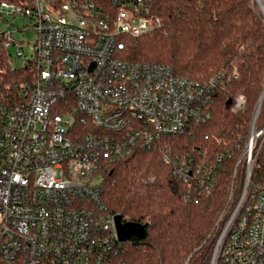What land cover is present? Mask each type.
Instances as JSON below:
<instances>
[{
	"label": "built area",
	"instance_id": "built-area-1",
	"mask_svg": "<svg viewBox=\"0 0 264 264\" xmlns=\"http://www.w3.org/2000/svg\"><path fill=\"white\" fill-rule=\"evenodd\" d=\"M252 2L264 23V0ZM5 13L29 17L38 37L29 54L0 26V48L24 71L0 94V264H128L119 259L102 171L162 136H195L211 118L223 73L204 82L168 64L125 59L123 36L161 24L146 0H3L0 25ZM236 98L239 109L245 99ZM260 111L258 104L242 154L244 188L211 264H264V177L250 189L264 153ZM206 156L200 148L162 150L175 177L200 194H210L216 180Z\"/></svg>",
	"mask_w": 264,
	"mask_h": 264
},
{
	"label": "trees",
	"instance_id": "trees-1",
	"mask_svg": "<svg viewBox=\"0 0 264 264\" xmlns=\"http://www.w3.org/2000/svg\"><path fill=\"white\" fill-rule=\"evenodd\" d=\"M146 2L161 24L141 36H123L122 56L168 64L177 75L204 82L222 72L226 84L216 91L211 118L196 127L195 136H162L153 148L137 149L103 170V197L112 212L147 231L143 239L133 236L120 242L119 259L128 264H211L217 239L245 184L247 161L242 154L264 92V23L252 0ZM23 75L22 69L11 67L1 47L0 94L13 89ZM238 95H244L245 104L234 109L228 100ZM262 126L264 99L258 121ZM166 147L182 153L206 150L216 178L210 194H192L175 177L173 166L162 160ZM263 177L264 153L257 157L250 189Z\"/></svg>",
	"mask_w": 264,
	"mask_h": 264
},
{
	"label": "rangeland",
	"instance_id": "rangeland-1",
	"mask_svg": "<svg viewBox=\"0 0 264 264\" xmlns=\"http://www.w3.org/2000/svg\"><path fill=\"white\" fill-rule=\"evenodd\" d=\"M6 22H1V29L12 31L14 38L24 43V48L27 53H31L32 45L37 40V31L34 28L32 20L23 15H13L5 13ZM11 53L15 57L16 48L12 47L10 49ZM17 63H20L19 60Z\"/></svg>",
	"mask_w": 264,
	"mask_h": 264
},
{
	"label": "water",
	"instance_id": "water-1",
	"mask_svg": "<svg viewBox=\"0 0 264 264\" xmlns=\"http://www.w3.org/2000/svg\"><path fill=\"white\" fill-rule=\"evenodd\" d=\"M264 99V92L260 98V107L262 105ZM232 103V99L228 100V104ZM116 228L118 232V237L121 242L129 240L131 237H137L143 239L146 237L147 231L143 224L132 222V221H124L123 217L120 214H116L115 216Z\"/></svg>",
	"mask_w": 264,
	"mask_h": 264
},
{
	"label": "clouds",
	"instance_id": "clouds-1",
	"mask_svg": "<svg viewBox=\"0 0 264 264\" xmlns=\"http://www.w3.org/2000/svg\"><path fill=\"white\" fill-rule=\"evenodd\" d=\"M244 99H245V98H244L243 96L237 97V98H236V103H237V104H241V103L244 102Z\"/></svg>",
	"mask_w": 264,
	"mask_h": 264
}]
</instances>
